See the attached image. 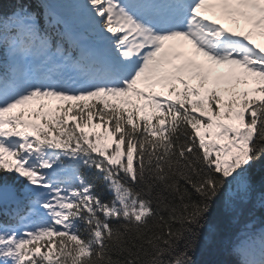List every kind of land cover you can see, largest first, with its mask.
Listing matches in <instances>:
<instances>
[{
    "label": "snow or ice",
    "instance_id": "snow-or-ice-1",
    "mask_svg": "<svg viewBox=\"0 0 264 264\" xmlns=\"http://www.w3.org/2000/svg\"><path fill=\"white\" fill-rule=\"evenodd\" d=\"M256 37L264 0H0V264H264Z\"/></svg>",
    "mask_w": 264,
    "mask_h": 264
},
{
    "label": "trees",
    "instance_id": "trees-1",
    "mask_svg": "<svg viewBox=\"0 0 264 264\" xmlns=\"http://www.w3.org/2000/svg\"><path fill=\"white\" fill-rule=\"evenodd\" d=\"M199 258L202 260H208L211 259L212 257L207 252H204Z\"/></svg>",
    "mask_w": 264,
    "mask_h": 264
}]
</instances>
